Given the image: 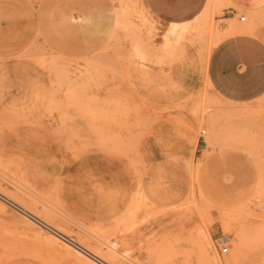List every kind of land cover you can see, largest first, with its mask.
<instances>
[{"label": "rangeland", "instance_id": "374dc122", "mask_svg": "<svg viewBox=\"0 0 264 264\" xmlns=\"http://www.w3.org/2000/svg\"><path fill=\"white\" fill-rule=\"evenodd\" d=\"M218 1L170 34L140 12L94 56L0 54V193L65 239L115 243L125 264H264V97L225 103L206 83ZM24 217L0 199V264H73Z\"/></svg>", "mask_w": 264, "mask_h": 264}, {"label": "crops", "instance_id": "0c3cea01", "mask_svg": "<svg viewBox=\"0 0 264 264\" xmlns=\"http://www.w3.org/2000/svg\"><path fill=\"white\" fill-rule=\"evenodd\" d=\"M208 1L0 0V9L10 8L0 14V54L17 55L44 44L59 56L98 55L111 40L127 38L126 32L115 29L135 25L140 12L156 25L189 26L204 13ZM217 4L223 6L221 20L227 35L208 54L206 83L225 103H252L264 97V0H219ZM216 8L214 3L209 14ZM106 48L108 55L116 54ZM165 70L177 72L178 67Z\"/></svg>", "mask_w": 264, "mask_h": 264}, {"label": "bare ground", "instance_id": "6f19581e", "mask_svg": "<svg viewBox=\"0 0 264 264\" xmlns=\"http://www.w3.org/2000/svg\"><path fill=\"white\" fill-rule=\"evenodd\" d=\"M212 4V0H209L206 6V9L204 11L203 14V18L200 19V22L205 21L207 15L209 14V8L211 7L210 5ZM120 7V6H119ZM125 7V6H124ZM209 16V15H208ZM206 22V21H205ZM118 24V23H117ZM199 24V23H198ZM228 25V24H227ZM148 26V25H147ZM200 26V25H199ZM221 26V24H220ZM225 26V25H224ZM181 28V29H187V25H170L168 28L169 30L166 31L168 32L167 34L173 33V31H175V29L177 28ZM227 27H225L226 29ZM245 28V27H244ZM228 29V28H227ZM246 29V28H245ZM144 30V29H143ZM240 30V29H239ZM252 30V29H251ZM210 32V30H209ZM230 32V31H229ZM241 32V31H240ZM180 33V32H177ZM182 33V32H181ZM180 33V34H181ZM231 33V32H230ZM235 33V32H234ZM186 34V33H185ZM195 34V33H194ZM179 35V34H177ZM176 35V36H177ZM184 35V34H183ZM225 35H227V33L222 32V36L221 35H217L216 38L214 39V44L217 45L219 40L224 37ZM175 36V37H176ZM210 37V36H209ZM178 39V37H177ZM164 40V38H163ZM213 40V39H212ZM222 40V39H221ZM193 41V40H192ZM197 41V40H196ZM165 42V41H164ZM170 43V42H169ZM209 44V42H208ZM171 45V43H170ZM202 45V44H201ZM191 46V45H190ZM205 46V45H204ZM204 48V47H203ZM209 49V48H208ZM143 53V52H141ZM204 57V56H203ZM208 59V58H207ZM41 61V60H40ZM207 64V63H206ZM204 132V131H203ZM192 158V157H191ZM181 159V158H180ZM181 161V160H180ZM190 161V159H189ZM192 162V161H191ZM188 164V163H187ZM190 164V162H189ZM188 166V165H187ZM190 166V165H189ZM191 168V166H190ZM189 169V167H188ZM192 192V191H191ZM192 196V194H191ZM202 198V197H201ZM0 199L6 203L7 205L11 206L12 208L16 209L17 211L20 212V214L24 215L25 217L28 218L29 221H33L36 224H38L39 226H41L42 228H44L45 230H47L49 233H51V237H54L56 240L59 241H64L66 242L65 245H67L66 252L72 257V255H74L73 253H77L78 255L76 256V259H74L73 264H98V261L104 262L105 264H125V261L123 259H121V252L117 251V245L114 246H109L106 243H104L102 240H100L97 236H95L94 234H92L89 231H85V233L87 234V239H89V241H77L75 239H65L69 238L68 236L64 235L63 233H61L59 230L55 229L54 227H52L51 225H49L48 223L42 221L41 219H39L37 216H35L34 214H32L31 212H29L28 210H26L25 208H23L22 206H20L19 204L15 203L14 201L10 200L9 198L5 197L3 194L0 193ZM145 199V198H143ZM205 199V198H204ZM204 199L203 200L204 202ZM209 203V202H208ZM211 206V205H210ZM22 217V216H21ZM24 217V219H25ZM62 218H60L61 220ZM65 221V220H64ZM34 224V223H33ZM36 226V225H35ZM37 226V227H39ZM40 227V228H41ZM199 227V226H198ZM79 229V228H78ZM45 232V231H44ZM84 232V231H83ZM207 232V231H206ZM46 233V232H45ZM84 233V234H85ZM73 236V235H72ZM43 237V236H42ZM206 237V233L202 228H197V232L196 235H192V239L194 242V247H196V249L200 250L204 255H207L206 253V248L202 245V238ZM239 237V236H237ZM73 238V237H72ZM191 239V237H190ZM43 240V239H42ZM47 240V239H46ZM107 240V239H106ZM208 241V240H207ZM63 242V243H64ZM62 243V244H63ZM43 245V244H41ZM61 247V246H60ZM211 248V247H210ZM209 248V249H210ZM73 249V250H72ZM74 251V252H72ZM169 251V250H168ZM168 256V255H167ZM234 257V256H233ZM216 260V259H215ZM133 264V263H132Z\"/></svg>", "mask_w": 264, "mask_h": 264}, {"label": "built area", "instance_id": "2783aa9c", "mask_svg": "<svg viewBox=\"0 0 264 264\" xmlns=\"http://www.w3.org/2000/svg\"><path fill=\"white\" fill-rule=\"evenodd\" d=\"M239 20L241 22H243L245 20V17H239ZM216 245H217V249L220 252V254L224 255L227 253L228 248L226 245V240L223 238H219L215 241ZM98 264H105L104 262L98 261Z\"/></svg>", "mask_w": 264, "mask_h": 264}]
</instances>
